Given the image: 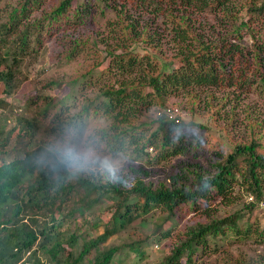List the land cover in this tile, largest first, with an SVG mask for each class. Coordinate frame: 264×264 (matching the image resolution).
Wrapping results in <instances>:
<instances>
[{
    "label": "trees",
    "instance_id": "trees-1",
    "mask_svg": "<svg viewBox=\"0 0 264 264\" xmlns=\"http://www.w3.org/2000/svg\"><path fill=\"white\" fill-rule=\"evenodd\" d=\"M48 1L18 0L4 7L8 14L0 23V94L18 92L27 79L28 60L61 31L64 58L83 55L89 61L78 74L48 84L78 86L79 95L45 96L37 116L17 117L18 125L6 135L0 124V264H116L124 247L144 254L151 237L115 244L123 231L138 220L148 226L157 211L175 219L184 205L203 211L205 218L173 236L164 257L153 264H195L207 252L210 237L231 233L245 238L255 233L264 243V135L258 123L250 121L243 129L236 120L244 95L264 98V0H58L47 6ZM107 11L114 17L99 24L103 30L89 33ZM35 12L39 15L32 18ZM196 14L212 15L211 22L209 16L204 21L210 34H203ZM159 19L171 32L167 43L173 54L168 59L162 34L151 32L152 20ZM141 45L152 51L140 52ZM173 97H183L179 109L193 117L216 119L214 113L231 111L219 131L221 140L201 120L185 121L169 105ZM4 101L0 98V105ZM46 118L50 126L44 129L40 120ZM98 120L106 125L90 128ZM229 128L240 129L231 147L225 143ZM40 132L54 139L43 141ZM65 134L113 158L152 163L184 153L224 151H218L211 167L188 163L170 181L135 172V181L128 185L124 177L92 162L84 164L75 149L59 145L57 139ZM33 140L39 144L31 150ZM238 187L250 200L235 194ZM220 203L240 208L221 214ZM105 210H110V219L91 235ZM79 215L89 229H62L68 218ZM172 235L165 230L155 236L164 241Z\"/></svg>",
    "mask_w": 264,
    "mask_h": 264
},
{
    "label": "rangeland",
    "instance_id": "rangeland-1",
    "mask_svg": "<svg viewBox=\"0 0 264 264\" xmlns=\"http://www.w3.org/2000/svg\"><path fill=\"white\" fill-rule=\"evenodd\" d=\"M15 1L18 0L0 1V23H2L7 18L8 14V11L6 12V10H3L4 7L8 6L9 3H14ZM56 1L58 0H49L47 6L53 5L56 3ZM38 15L39 12H35L32 15V18ZM196 15H199L196 20L199 19L200 22H203H197L198 26L204 24L207 16H209V22L212 21L211 14ZM113 17L114 13L107 11L103 16L99 17L100 19L98 18V24L96 26L91 25L88 28V32L92 34L94 28L97 27H99L100 30H103L99 24L102 25L103 23H106L107 19ZM146 20H148L147 17L145 18V21ZM208 29H210V25L204 24L202 31L205 33L203 34L209 33ZM155 31L162 34V41L165 44L163 47V56L168 59L173 54V46L167 43V38L171 34L170 29L165 23H163L162 19L154 21L152 20L151 32L154 33ZM63 34L64 32L61 31L52 36L44 44L41 50L36 53L33 58L28 60L27 63L29 66L27 64L25 67L27 79L22 83L16 94H0V98H5L3 105H0V124L3 125L5 131L3 135H6L11 128H14L16 125H18V121L16 119L17 117L23 116L26 118H33L37 116L39 110L41 111L44 107L45 96H63L67 92H76L79 95L80 87L78 86L72 89L68 86L49 87L48 85L49 82L54 79L67 78L78 74V72H80L86 66V62L89 61V59L83 55L74 60H67L64 58L63 52L65 44ZM101 49H104L102 45ZM139 51L146 54L152 50L149 45H141L139 47ZM93 94H97L96 90L92 91L90 95L93 96ZM37 95L40 96L39 101H35L37 103L31 104L30 99ZM184 101L185 100L183 97H173L170 99L169 105L179 109ZM52 110L54 109L52 108L49 111L54 112ZM75 110L76 107L72 109V111ZM153 111L154 109H152L151 112L153 113ZM228 113L232 114V112L228 109H222L219 113H214L212 116L216 117V119H204L200 118L199 116L193 117L189 112L179 109V115H182L185 121L201 120L209 126V130L212 133L210 135H214L215 137L218 136V138L220 129L226 125L225 123L227 122V118L225 116ZM236 115L238 117L236 120H238L239 123H242L243 129H246L248 122H256L258 123L257 129L264 135V124H262L264 121V98L255 94H251L249 96L244 95V99H242L239 102L238 107H236ZM49 119L46 118L40 120L42 122L41 126L44 129L50 126ZM104 125H106L105 120H98L91 122L90 128L97 126L101 127ZM226 133L225 134L228 137L225 138V143L228 144L227 146L231 147L234 140L239 137L240 129L232 130L229 128V133ZM39 138L41 140L43 139V141L49 142L54 139V137H49L48 134L43 132L39 133ZM77 140L78 139L74 138L72 134H65V136L62 135L59 137L57 142L66 149H75L77 155L81 158V161H83L84 164L86 162H92V166L101 169L102 171H104L103 169H106L110 175H120L125 178L128 185L135 181V172H138L137 174H140L147 179H153L155 181H170V178L173 174H175V171H178L180 174L188 163L200 162L204 166L211 167L212 163L217 158L219 151L210 150V152H208L207 150H204L196 155L184 153L179 154L166 162L152 163L146 159L136 160L133 157L126 156L122 158H113L103 149L95 147L94 145H90L85 140H81L79 142ZM38 144L39 140H33L31 142L30 149L33 150L38 146ZM150 151L154 153L153 149H150ZM235 194L241 200H250V197L244 194V191L241 187L237 188ZM205 207L206 204L203 203L201 209H204ZM239 208L240 206L231 208L224 203H220L219 213L224 214L228 210H236ZM110 216V210H105L103 213H101L100 216L96 218L95 228L91 229V235L101 232L103 230V225L108 222ZM204 218L203 211H194L190 205H184L179 209V216L175 219L167 220L164 214H161L159 211H157L148 220V226H142L140 220L135 221L130 228H127L113 240L114 243H130L133 239H143L147 235H150L151 237L149 239V245L144 244V246H147L144 254L137 253L136 249L124 247L121 256H118L117 258L116 264H153L154 262L161 260L166 253V247L172 243L173 236L182 233L187 225L193 224L194 222ZM89 226L90 224L85 221L84 218L81 219L79 215L68 218L65 223H63L62 229L67 230L68 228L79 227V229L83 230L89 229ZM165 230H172L173 235L164 241H159L155 235L162 233ZM256 236L257 235L254 233L250 235L249 238H245V236L231 233L229 236L222 238L210 237L208 241L209 245L206 248L207 252L203 253V248H201L200 254H203L195 264H236L235 259L237 258L245 259L253 264H264V243L257 241ZM66 248L69 249L68 247ZM39 256L43 259V261L50 263L48 257L43 255L41 251L39 252Z\"/></svg>",
    "mask_w": 264,
    "mask_h": 264
},
{
    "label": "built area",
    "instance_id": "built-area-1",
    "mask_svg": "<svg viewBox=\"0 0 264 264\" xmlns=\"http://www.w3.org/2000/svg\"><path fill=\"white\" fill-rule=\"evenodd\" d=\"M174 115H171V117H173ZM261 207L264 209V201H261ZM27 264V263H25Z\"/></svg>",
    "mask_w": 264,
    "mask_h": 264
},
{
    "label": "clouds",
    "instance_id": "clouds-1",
    "mask_svg": "<svg viewBox=\"0 0 264 264\" xmlns=\"http://www.w3.org/2000/svg\"><path fill=\"white\" fill-rule=\"evenodd\" d=\"M114 178V177H113Z\"/></svg>",
    "mask_w": 264,
    "mask_h": 264
}]
</instances>
